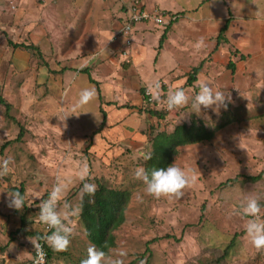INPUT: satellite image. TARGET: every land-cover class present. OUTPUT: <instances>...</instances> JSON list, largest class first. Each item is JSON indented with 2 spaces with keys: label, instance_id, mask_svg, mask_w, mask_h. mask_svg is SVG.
<instances>
[{
  "label": "rangeland",
  "instance_id": "obj_1",
  "mask_svg": "<svg viewBox=\"0 0 264 264\" xmlns=\"http://www.w3.org/2000/svg\"><path fill=\"white\" fill-rule=\"evenodd\" d=\"M11 6L7 8L14 11ZM7 48L5 40L1 41V95L11 110L8 117L6 107L0 104V162H11L9 174L0 178V264H26L30 260L34 247L30 239L35 237L22 235L19 230H42L38 224L40 205L58 178L68 185L65 198L70 209H64L62 201L61 212L69 213L73 233L67 251H53L48 264H81L91 245L80 219L83 182L79 172L84 166L90 169V177L84 182L95 184L96 189L103 184L131 193L125 223L115 232L116 247L109 253L114 256L121 249L126 251L125 264H264V251L256 250L245 231L249 218L240 214L247 199L256 197L264 220V178L258 182L247 179L264 171V149L256 144V152H248L250 135L244 132V121L254 119L242 120L246 115L243 108L236 113L227 107L219 126L228 121L237 125L232 123L223 130L216 126L211 141L178 149L172 164L194 180L181 198L157 199L146 194V186L135 178V171L141 167L146 170L145 156L152 151L155 135L167 132L166 118L160 121L148 115L149 121L137 131L128 129L132 138L118 134L114 136L117 142L100 140L102 132L86 140H69L67 136L60 140L51 126L58 130L66 113L50 97L56 92H41V84L39 92H34L35 76L42 82L38 54L31 53L34 61L29 75L33 80L28 81L20 77L17 67L23 49ZM257 96L247 102L257 104L264 112V98ZM163 99L154 98L150 104L146 101L145 107L169 113L160 110ZM94 107L93 103L87 105L86 132L94 130L101 119ZM200 117L192 122H203ZM21 131L22 140L15 142ZM123 132L126 134V130ZM261 135L264 137V132ZM14 190H23L25 203L20 211L8 207V194ZM232 241L235 243L230 247Z\"/></svg>",
  "mask_w": 264,
  "mask_h": 264
},
{
  "label": "crops",
  "instance_id": "obj_2",
  "mask_svg": "<svg viewBox=\"0 0 264 264\" xmlns=\"http://www.w3.org/2000/svg\"><path fill=\"white\" fill-rule=\"evenodd\" d=\"M130 1L1 2L0 42L5 40L7 49L10 46L15 51L23 49L17 64L20 77L31 80L29 68L34 61L31 53H37L42 82L36 76L31 80L34 92H39L40 84L41 92H56L50 97L62 112L72 114L59 124L58 130L51 126L55 137L86 140L100 129L104 119L102 109L106 122L102 134L98 133L100 140L117 142L114 136L118 134L132 138L128 129L137 131L149 121L148 115L156 117L145 107L148 103L145 92L157 82L159 97L164 98L160 110L169 112L164 116L168 133L178 125H190L197 116H201L208 129L215 130L223 123L226 109L221 108L219 114L202 109L196 114L190 106L170 111L165 103L170 90L183 88L194 96L201 82H209L215 89L230 94L228 108L236 113L243 108L246 115L242 120L254 119L255 124L244 121V132L250 135L248 152H256V144L264 149V137L260 136L264 132L263 108L247 102L256 94L264 98V0H141L150 13L158 10L176 19H167L165 27L153 22L134 24L128 50L131 59L126 64L123 62L126 38L120 32L129 19L125 4ZM10 3L15 6L14 11L7 8ZM200 65L196 81L188 84L194 68ZM85 88L95 90L90 103L101 114L95 129L87 132L88 104L79 107L77 103ZM155 95L153 91V99ZM234 122H226L220 130Z\"/></svg>",
  "mask_w": 264,
  "mask_h": 264
},
{
  "label": "clouds",
  "instance_id": "obj_3",
  "mask_svg": "<svg viewBox=\"0 0 264 264\" xmlns=\"http://www.w3.org/2000/svg\"><path fill=\"white\" fill-rule=\"evenodd\" d=\"M159 82L153 84L149 88L150 94L155 91V99H159ZM95 98V90L85 88L79 93L78 106L82 107L89 104ZM231 96L227 92L215 89L209 82H201L199 91L194 96H189L183 88L170 90L166 96V107L168 110H179L190 106L193 113H201V110L211 109L219 114L220 109H227ZM75 112V108L72 109ZM81 114V113H80ZM80 114L76 115L79 116ZM72 114L66 113L63 121ZM151 155H146L145 159H151ZM10 160L5 159L0 162V178L9 174ZM90 177V169L87 166L81 168L79 179L83 182L80 198L83 200L87 195L92 197L95 195L96 185L88 182ZM135 178L144 183L146 194L154 198L179 199L184 195V190L189 187L194 177L189 176L185 170L173 163L165 168H154L149 174L143 167L135 171ZM68 185L65 181L57 179L56 184L48 194V198L41 202L39 211V220L46 225L49 233L45 234L42 239L47 246L55 252L67 251L70 244V237L73 233V227L69 221V213L61 212V202L63 208L70 209V205L66 201V192ZM24 197L20 191H14L8 194V207L20 211L24 207ZM261 204L256 197H249L245 204L241 206L240 214L249 218L246 224V234L251 238L252 245L257 251H264V220L260 218ZM40 237L30 239L34 248L37 250V256L42 252L43 245L38 241ZM127 252L119 250L114 256L109 255L101 248L91 244L87 248V256L81 261V264H125L124 257ZM35 264H40L37 258ZM143 264V262H142Z\"/></svg>",
  "mask_w": 264,
  "mask_h": 264
},
{
  "label": "trees",
  "instance_id": "obj_4",
  "mask_svg": "<svg viewBox=\"0 0 264 264\" xmlns=\"http://www.w3.org/2000/svg\"><path fill=\"white\" fill-rule=\"evenodd\" d=\"M164 40V38H163ZM163 42V41H162ZM31 49L36 50L35 47ZM202 69V65L194 68L192 75L189 78L188 84H192L196 81L197 75ZM147 93V92H145ZM145 95V94H144ZM146 101L149 97L145 95ZM0 104L6 107L7 115L11 110L10 105L5 101L1 95L0 86ZM101 113L104 116L100 129L94 132L97 135L105 127L106 114L101 109ZM151 115L158 118H164L167 115L166 112L151 111ZM226 125V124H225ZM225 125L219 126L217 129L225 127ZM215 130H210L201 121H193L190 125L183 124L175 127L171 133L160 132L152 139V151L150 153L151 159L146 162V171L150 174L154 168H167L173 162L174 157L178 154V149L185 146L196 145L203 142H209L213 139ZM23 131L20 132L18 138L14 140L19 142L22 140ZM8 142L4 147L12 143ZM264 178V171L256 177H247L248 180L258 182ZM16 191V190H14ZM23 195V190H20ZM131 200V193L127 190H116L109 188L103 184H99L95 191V195L89 197L84 196L81 200V214L80 219L84 230L86 231V237L90 244L96 245L97 248L103 249L108 254L116 247L115 232L125 223V212ZM39 226L42 228L38 232H26L24 229H20L19 233L25 236L40 237L38 242L43 241L42 237L46 234V226L38 220ZM169 237V236H167ZM234 241L231 242L230 247L234 246ZM47 250V264L52 259L53 250L45 244ZM35 248L33 247L30 260L26 264H30L34 257Z\"/></svg>",
  "mask_w": 264,
  "mask_h": 264
},
{
  "label": "built area",
  "instance_id": "obj_5",
  "mask_svg": "<svg viewBox=\"0 0 264 264\" xmlns=\"http://www.w3.org/2000/svg\"><path fill=\"white\" fill-rule=\"evenodd\" d=\"M38 2H42V0H36ZM126 12L128 14V21L124 25L123 29L121 30L120 34L126 38V46L123 52V62L126 64L130 63V54L129 49L132 45L131 34L133 33L134 24L141 23V22H153L159 27H165L168 25L169 22L166 20H174L176 19L175 16L170 17L166 13H162L158 10H155L154 13H150L144 6L141 0H131L129 3L125 4ZM12 10H15V6H11ZM146 96L149 97L148 103H153L154 99L152 98V93L150 94L147 91ZM46 226V225H45ZM46 234L49 233V229L46 226ZM44 241V240H43ZM43 245L42 252L37 256V250L35 249L34 257L30 264H35L36 259L38 258L40 264H47V250L45 247V242H39Z\"/></svg>",
  "mask_w": 264,
  "mask_h": 264
}]
</instances>
